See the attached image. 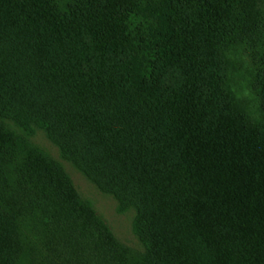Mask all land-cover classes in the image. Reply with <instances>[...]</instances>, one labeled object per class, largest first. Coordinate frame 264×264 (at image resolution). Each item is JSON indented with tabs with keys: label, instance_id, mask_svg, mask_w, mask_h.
<instances>
[{
	"label": "trees",
	"instance_id": "obj_1",
	"mask_svg": "<svg viewBox=\"0 0 264 264\" xmlns=\"http://www.w3.org/2000/svg\"><path fill=\"white\" fill-rule=\"evenodd\" d=\"M1 116L133 209L146 252L0 123V264H264V0H0Z\"/></svg>",
	"mask_w": 264,
	"mask_h": 264
},
{
	"label": "rangeland",
	"instance_id": "obj_2",
	"mask_svg": "<svg viewBox=\"0 0 264 264\" xmlns=\"http://www.w3.org/2000/svg\"><path fill=\"white\" fill-rule=\"evenodd\" d=\"M244 88L246 89L247 85H244ZM0 123L18 137L21 147L29 142L62 166L81 199L91 203L100 219L110 228L117 240L128 249L132 261L138 262L145 255L146 248L135 231L136 214L133 209L124 210L113 195L102 192L74 163L63 157L60 149L48 138L43 129L36 127L31 130L26 129L2 116ZM8 178L10 182L14 180L11 172ZM26 258L23 264H27Z\"/></svg>",
	"mask_w": 264,
	"mask_h": 264
}]
</instances>
